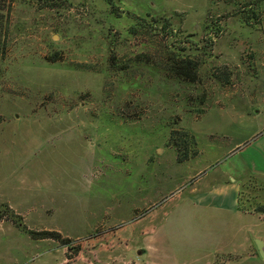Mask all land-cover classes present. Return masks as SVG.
Masks as SVG:
<instances>
[{
	"label": "rangeland",
	"instance_id": "rangeland-1",
	"mask_svg": "<svg viewBox=\"0 0 264 264\" xmlns=\"http://www.w3.org/2000/svg\"><path fill=\"white\" fill-rule=\"evenodd\" d=\"M115 6L14 1L0 56V140L16 183L6 199L21 213L12 209L15 224L0 205V264H86L94 253L103 264L118 256L170 264L177 237L196 236L187 223L201 220L237 226L235 239L264 237L258 216H223L192 200L228 182L240 185V212L264 205V0ZM170 54L199 63L196 83L168 77ZM27 230L72 242L34 240Z\"/></svg>",
	"mask_w": 264,
	"mask_h": 264
},
{
	"label": "crops",
	"instance_id": "crops-1",
	"mask_svg": "<svg viewBox=\"0 0 264 264\" xmlns=\"http://www.w3.org/2000/svg\"><path fill=\"white\" fill-rule=\"evenodd\" d=\"M1 85V84H0ZM5 115L0 113V127L1 124L6 123V118H3ZM4 139L0 140V205H7L11 210L13 209L16 213H21L13 202L6 199L5 190L7 188L9 190L16 189V183L13 180L14 175H11V179L5 175V161L8 154H12V152H8L7 143H2ZM12 148H14V155L19 156L16 150V143H11ZM30 147H33V143H30ZM13 155V156H14ZM20 158L17 157V160ZM196 193V192H195ZM5 197V198H3ZM192 200L196 205L202 208H207L212 210L214 213H222V215H233V216H246V215H254L258 216L261 220L262 215L253 213L248 214L247 212L239 211V203H240V185L230 184L228 182H224L222 185L214 187L211 191H197V194L192 196ZM5 221H0V228L3 227ZM189 224V225H188ZM188 228L198 227L196 232V236H188L186 242H184L183 238L176 239V251H175V262L170 264H219L217 260L222 256H232L233 259H229L220 264H234L240 263L243 261V256L247 259H250L254 262H260L264 264V258L260 255L257 241H261L264 247V237L257 235V233H251L249 237H243L241 239L234 238L231 234L235 231L241 232L237 229V226L230 231L231 223H220L219 221H197V222H189L187 223ZM245 234V231H244ZM44 241V240H41ZM240 248L243 249V255L238 251ZM196 250H200L202 252V259L197 258L195 255ZM102 252V251H101ZM100 251L97 253H101ZM145 252H149L148 250ZM144 252V253H145ZM94 255V259L84 258L86 264H103V261L98 259V256ZM82 255H90L85 253H79L76 258H81ZM72 259H65L67 264H70ZM97 260V261H96ZM202 260V261H201ZM105 264H130L128 261L124 259L122 256H118L117 258H113L108 260ZM45 264V263H44Z\"/></svg>",
	"mask_w": 264,
	"mask_h": 264
},
{
	"label": "trees",
	"instance_id": "trees-1",
	"mask_svg": "<svg viewBox=\"0 0 264 264\" xmlns=\"http://www.w3.org/2000/svg\"><path fill=\"white\" fill-rule=\"evenodd\" d=\"M15 0H0V56L4 59L8 50V37H9V29H10V16L12 7ZM46 2L50 0H45ZM116 0H106V2L113 8L116 9L115 6ZM166 62L164 63L165 71L168 75V77H173L177 79L178 81H186L189 83H196L199 78V63L192 59V57H189L188 55H167L166 56ZM179 131L173 130L171 135V139L173 141V144L177 148L178 154H179V161L187 160L188 158V150L185 151L181 150V145L177 143V134ZM182 134L184 137H188V134L183 132ZM175 138V139H174ZM189 138V137H188ZM190 143L195 144V138L194 136H191L189 138ZM197 153L195 152L194 155ZM8 211H10V218L9 221L17 224L16 221V215L14 212L8 207ZM244 210V209H243ZM244 212H248L246 209ZM256 214L264 215V205L257 206L255 210L253 211ZM7 214V211H6ZM0 221H2L0 219ZM27 233L31 236L34 240H52L60 244L61 246L68 247L71 244V240L68 238H64L59 232L57 231H50V230H44V231H32L27 230ZM70 248V247H69Z\"/></svg>",
	"mask_w": 264,
	"mask_h": 264
},
{
	"label": "water",
	"instance_id": "water-1",
	"mask_svg": "<svg viewBox=\"0 0 264 264\" xmlns=\"http://www.w3.org/2000/svg\"><path fill=\"white\" fill-rule=\"evenodd\" d=\"M257 247L260 255L264 258V247L261 241H257Z\"/></svg>",
	"mask_w": 264,
	"mask_h": 264
}]
</instances>
